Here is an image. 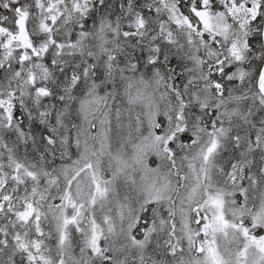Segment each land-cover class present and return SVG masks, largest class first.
Masks as SVG:
<instances>
[{"label":"snow or ice","instance_id":"snow-or-ice-1","mask_svg":"<svg viewBox=\"0 0 264 264\" xmlns=\"http://www.w3.org/2000/svg\"><path fill=\"white\" fill-rule=\"evenodd\" d=\"M0 264H264V0H0Z\"/></svg>","mask_w":264,"mask_h":264}]
</instances>
